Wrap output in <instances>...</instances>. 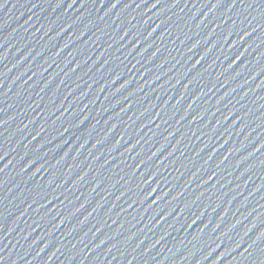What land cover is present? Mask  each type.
<instances>
[{"label":"water","instance_id":"obj_1","mask_svg":"<svg viewBox=\"0 0 264 264\" xmlns=\"http://www.w3.org/2000/svg\"><path fill=\"white\" fill-rule=\"evenodd\" d=\"M0 264H264V0H0Z\"/></svg>","mask_w":264,"mask_h":264}]
</instances>
